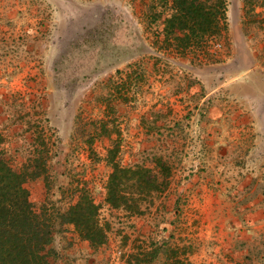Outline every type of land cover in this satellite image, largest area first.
Returning <instances> with one entry per match:
<instances>
[{
	"label": "rangeland",
	"instance_id": "rangeland-1",
	"mask_svg": "<svg viewBox=\"0 0 264 264\" xmlns=\"http://www.w3.org/2000/svg\"><path fill=\"white\" fill-rule=\"evenodd\" d=\"M169 6L0 0L2 150L17 171L47 158L26 185L49 264H264V0H227L187 49ZM112 156L163 180L139 214L106 200ZM83 194L110 224L97 247L60 216Z\"/></svg>",
	"mask_w": 264,
	"mask_h": 264
},
{
	"label": "trees",
	"instance_id": "trees-1",
	"mask_svg": "<svg viewBox=\"0 0 264 264\" xmlns=\"http://www.w3.org/2000/svg\"><path fill=\"white\" fill-rule=\"evenodd\" d=\"M161 1L170 4L172 11L165 21L166 35L179 41L184 49L206 46V36L220 34L222 21L227 19V0ZM3 142L0 132V207L6 210L0 211V264H49V255L54 251L53 219L45 211H36L26 185L47 171V158L34 156L30 158L32 164L17 171L4 156ZM110 162L113 170L106 186L107 202L114 208L141 213L137 199H148L160 191L163 180L152 175L149 168L122 166L113 156ZM40 167L44 168L43 173ZM60 216L62 223L73 224L92 246L106 242L110 224L102 222L100 205L89 194H83Z\"/></svg>",
	"mask_w": 264,
	"mask_h": 264
},
{
	"label": "crops",
	"instance_id": "crops-1",
	"mask_svg": "<svg viewBox=\"0 0 264 264\" xmlns=\"http://www.w3.org/2000/svg\"><path fill=\"white\" fill-rule=\"evenodd\" d=\"M260 90H264V88L262 87V86H260V88H259Z\"/></svg>",
	"mask_w": 264,
	"mask_h": 264
},
{
	"label": "built area",
	"instance_id": "built-area-1",
	"mask_svg": "<svg viewBox=\"0 0 264 264\" xmlns=\"http://www.w3.org/2000/svg\"><path fill=\"white\" fill-rule=\"evenodd\" d=\"M218 46H219V44H218Z\"/></svg>",
	"mask_w": 264,
	"mask_h": 264
}]
</instances>
